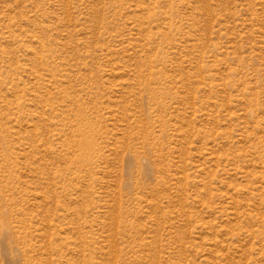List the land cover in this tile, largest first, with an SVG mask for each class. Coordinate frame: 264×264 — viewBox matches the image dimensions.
I'll return each instance as SVG.
<instances>
[{
	"label": "rangeland",
	"instance_id": "obj_1",
	"mask_svg": "<svg viewBox=\"0 0 264 264\" xmlns=\"http://www.w3.org/2000/svg\"><path fill=\"white\" fill-rule=\"evenodd\" d=\"M0 264H264V0H0Z\"/></svg>",
	"mask_w": 264,
	"mask_h": 264
}]
</instances>
